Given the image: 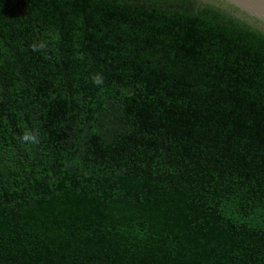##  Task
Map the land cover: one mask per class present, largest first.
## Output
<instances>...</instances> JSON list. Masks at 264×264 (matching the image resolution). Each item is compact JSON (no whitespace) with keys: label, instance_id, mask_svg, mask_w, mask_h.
Returning <instances> with one entry per match:
<instances>
[{"label":"trees","instance_id":"16d2710c","mask_svg":"<svg viewBox=\"0 0 264 264\" xmlns=\"http://www.w3.org/2000/svg\"><path fill=\"white\" fill-rule=\"evenodd\" d=\"M0 264H264V26L0 0Z\"/></svg>","mask_w":264,"mask_h":264},{"label":"water","instance_id":"95a60500","mask_svg":"<svg viewBox=\"0 0 264 264\" xmlns=\"http://www.w3.org/2000/svg\"><path fill=\"white\" fill-rule=\"evenodd\" d=\"M264 26V0H203Z\"/></svg>","mask_w":264,"mask_h":264},{"label":"clouds","instance_id":"9594fccd","mask_svg":"<svg viewBox=\"0 0 264 264\" xmlns=\"http://www.w3.org/2000/svg\"><path fill=\"white\" fill-rule=\"evenodd\" d=\"M33 51H42L46 45L43 42L33 44ZM92 83L94 85H102L103 84V76L97 73H94L91 76ZM18 139L25 145H39L40 144V136L38 129H25L22 135L18 137Z\"/></svg>","mask_w":264,"mask_h":264}]
</instances>
